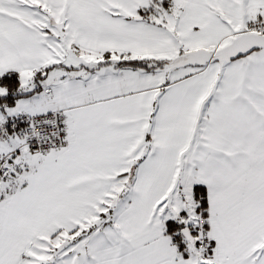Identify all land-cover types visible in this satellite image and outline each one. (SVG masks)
<instances>
[{"label": "snow or ice", "instance_id": "obj_1", "mask_svg": "<svg viewBox=\"0 0 264 264\" xmlns=\"http://www.w3.org/2000/svg\"><path fill=\"white\" fill-rule=\"evenodd\" d=\"M0 264H264V0H0Z\"/></svg>", "mask_w": 264, "mask_h": 264}]
</instances>
